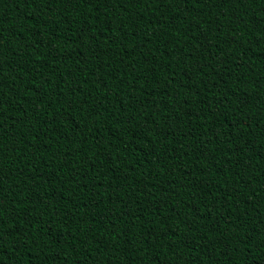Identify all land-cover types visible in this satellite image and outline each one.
Here are the masks:
<instances>
[{"label": "trees", "instance_id": "trees-1", "mask_svg": "<svg viewBox=\"0 0 264 264\" xmlns=\"http://www.w3.org/2000/svg\"><path fill=\"white\" fill-rule=\"evenodd\" d=\"M0 36V264H264V0H0Z\"/></svg>", "mask_w": 264, "mask_h": 264}, {"label": "bare ground", "instance_id": "bare-ground-1", "mask_svg": "<svg viewBox=\"0 0 264 264\" xmlns=\"http://www.w3.org/2000/svg\"><path fill=\"white\" fill-rule=\"evenodd\" d=\"M106 13H107V12H106ZM80 15H81V14H80ZM0 37H1V36H0ZM120 39H121V38H120ZM115 42H116V41H115ZM110 44H111V42H110ZM122 45H123V44H122ZM115 46H116V45H115ZM115 46H114V47H115ZM119 46H120V45H119ZM121 48H122V47H121ZM111 49H112V48H111ZM126 54H127V53H126ZM13 74H14V73H13ZM119 75H120V74H119ZM19 76H20V75H19ZM12 77H13V76H12ZM9 80H10V79H9ZM237 85H238V84H237ZM110 106H111V105H110ZM250 126H251V123H250ZM252 130H253V129H252ZM18 133H19V132H18ZM247 133H248V132H247ZM12 134H13V132H12ZM13 137H14V135H13ZM13 137H12V138H13ZM15 137H16V136H15ZM251 139H253V138H251ZM256 147H257V146H256ZM263 155H264V154H263ZM263 160H264V159H263ZM239 162H240V161H239ZM238 165H239V164H238ZM234 167H235V166H234ZM179 175H180V174H179ZM171 185H172V184H171ZM184 190H185V189H184ZM235 190H236V189H235ZM211 205H212V204H211ZM211 207H212V206H211ZM211 209H212V208H211ZM198 212H199V211H198ZM177 244H178V243H177ZM220 244H221V243H220ZM222 246H223V245H222ZM215 247H216V246H215ZM224 247H225V246H224ZM179 248H180V247H179ZM189 248H190V247H189ZM189 248H188V249H189ZM216 248H217V247H216ZM181 250H182V249H181Z\"/></svg>", "mask_w": 264, "mask_h": 264}]
</instances>
